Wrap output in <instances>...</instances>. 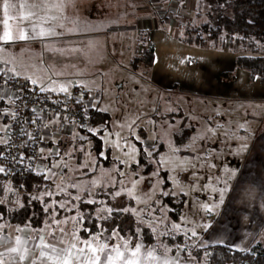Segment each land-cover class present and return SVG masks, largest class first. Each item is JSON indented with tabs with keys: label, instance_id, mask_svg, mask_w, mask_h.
I'll use <instances>...</instances> for the list:
<instances>
[{
	"label": "rangeland",
	"instance_id": "obj_1",
	"mask_svg": "<svg viewBox=\"0 0 264 264\" xmlns=\"http://www.w3.org/2000/svg\"><path fill=\"white\" fill-rule=\"evenodd\" d=\"M9 1L16 10L13 14L11 7L8 13L13 43L2 46L0 57L16 66L15 75L23 72L49 97L82 86L99 95L100 110L111 117L102 133L100 154L110 165L97 164L86 136L82 141L74 138L61 157L51 159L56 166L54 190L38 196L50 198L47 209L55 204L57 213L74 211L83 218L78 201L84 199L99 204L96 216L105 218L112 211L110 205L118 203L141 228L151 229L159 247L168 252L191 253V248L214 244L238 251L257 244L264 247V97L215 100L181 92L171 81L166 80L167 85L164 79L155 81L142 63L135 65L150 48L149 25L166 23L175 31L171 25H185L191 19L199 25L208 19V6L200 7V18L194 10L200 6L198 0H174L177 6L170 0H143L141 6L134 0ZM4 19L1 6L0 25H5ZM142 25L148 26L141 34L144 44L136 39ZM41 30L45 35H39ZM21 32L28 39L21 40ZM179 33L185 37L183 30ZM127 35L133 39L126 40ZM222 39L226 46L231 43L226 34ZM249 44L240 45L238 54L264 56L261 45L255 44L262 54H253ZM186 134L187 143L177 144L176 138ZM140 144L153 165L149 174L143 167L132 170L140 161ZM157 144L164 150L156 156ZM42 161L39 164L47 166ZM8 186L0 194V204L17 209L21 195ZM168 195L177 203L185 197L178 222L162 204L161 196ZM137 233L141 238L140 228ZM178 235L184 236L185 245L164 240ZM115 240H120L117 234Z\"/></svg>",
	"mask_w": 264,
	"mask_h": 264
},
{
	"label": "crops",
	"instance_id": "obj_2",
	"mask_svg": "<svg viewBox=\"0 0 264 264\" xmlns=\"http://www.w3.org/2000/svg\"><path fill=\"white\" fill-rule=\"evenodd\" d=\"M134 1H136L135 5L140 4L141 6L144 4L143 0ZM8 2L13 5L9 0ZM169 2L177 6L174 0ZM189 2L190 0H187V3ZM3 3L4 0H0V7ZM111 3H114V1ZM12 10H14L12 13L15 14L14 7ZM138 10L142 11L141 14H144L141 8ZM194 10L198 11L196 8ZM196 15L197 13H195V17H197ZM187 22L196 24L192 19ZM149 26L150 37L148 42L154 47V64L150 71L155 77V81L164 79L163 83L166 85V80L171 81L172 88L177 87L181 92L214 98L215 100L216 98L228 100L244 97H264V86H261L259 81L256 82L258 79L252 82L249 72L235 66L236 58L242 56V54L233 53L229 48L198 47L183 43L180 40L179 32L181 30L184 32L187 25H171L177 31L170 29L166 23ZM142 27L138 26L136 39L140 43L143 41L144 44V37L141 34H144V32L146 34L148 26L142 25ZM8 30L9 25L7 27L0 25L1 50L3 49L2 46H10L13 43L12 40L5 41L3 39L5 31ZM127 36H125L126 40L133 39L131 35ZM6 62L4 58L0 57V75H13L29 80L28 77H24L26 74L23 72H21V75H15L16 66L6 64ZM223 73H231L233 79H221ZM12 99L13 93L10 87L0 78V150L7 142L10 123L9 109L11 108ZM99 105L100 103L98 108ZM53 125L56 126L55 123L46 124L47 129L45 131H47L48 139L41 147L43 149L41 151L42 163L43 165H49V167L54 166L51 159L56 158L58 155L61 157L66 147L73 145L74 138L82 141L85 137L81 132H79L80 135L74 137L73 133L78 132L76 130H72L71 134H61L53 128ZM45 159L47 160L45 161ZM52 169L55 172L56 166ZM63 173L65 175V171ZM53 184H51L49 191L54 190ZM73 185H71V188L76 191ZM81 200L78 201V204ZM54 206L55 204L52 205L53 210H51L49 218L43 227L39 229L32 226L15 225L0 217V262L2 264H92L90 258L94 255L100 257L99 264H127L128 261H136L137 264H197L196 259L184 256L183 251L168 252L159 249L156 245L147 246L141 240L132 243L131 239L122 237L118 232H113L110 236L101 232L86 238L81 235V215L74 211L59 214ZM65 207H67V204ZM116 234L120 237L119 241L115 240ZM105 236L110 239H104ZM17 238L21 241L20 244L16 243ZM41 240L48 247H44ZM86 242H91V247L96 248L97 251L92 253ZM73 244L75 248L72 247ZM100 245H107V247L101 252L99 250ZM137 246H139L140 251L137 256L133 257L132 253ZM13 248H16L17 251H11ZM115 248H119V251L123 253V258L116 259V253L113 251ZM41 252L45 255L41 256ZM109 257L112 258L111 261Z\"/></svg>",
	"mask_w": 264,
	"mask_h": 264
},
{
	"label": "trees",
	"instance_id": "obj_3",
	"mask_svg": "<svg viewBox=\"0 0 264 264\" xmlns=\"http://www.w3.org/2000/svg\"><path fill=\"white\" fill-rule=\"evenodd\" d=\"M180 3H185L187 0H177ZM199 8L197 9V17L203 16L200 11L202 5L208 6L207 21L198 24L186 22L184 38L180 40L183 43L198 46V47H211V48H229L230 50L238 53L240 45L249 42L250 52L253 54L259 53V47L255 44L262 46L264 50V0H198ZM226 34L229 36L231 43L226 46L223 43L222 37ZM150 71L154 64V47L144 51L141 56L135 59V65L141 64ZM235 66L243 69L250 74V80L253 82L259 80L261 86H264V56H238L235 60ZM136 68V67H134ZM221 79H233L231 73L221 74ZM111 117L108 113L94 108L91 112L92 130L82 129L80 132L88 141L92 143V151L97 155V164L104 166L110 165L109 161L104 160L100 154L102 152V133L105 127L109 124ZM189 135L185 137L176 138L177 144H185L189 140ZM142 151L140 161L137 165L132 166V170L144 168V173H150L153 165L149 157H145L144 148ZM158 145V144H157ZM52 144L50 145V147ZM158 150L154 153L156 156L164 150L163 145H158ZM4 149L0 150V165L4 164V157L2 154ZM7 179L0 174V194L7 185ZM4 183V185H3ZM51 181L47 179L46 174L28 173L19 175L17 174L11 183V187L17 188L23 186L24 194L21 195L22 205L10 210L3 204H0V214L2 219L9 220L12 224L19 226H32L34 228H42L46 220L49 218L51 210L47 204L50 198L41 200L38 196L43 191L51 187ZM169 184L166 182L165 187ZM165 188V189H166ZM108 190H116L110 188ZM125 197V196H123ZM164 199L163 205L170 208V218L178 222L182 213L185 203V197L182 196L179 202H176L175 197L171 195L161 196ZM160 197V198H161ZM114 201V200H112ZM120 204L113 203L110 206L112 211L108 217L99 218L96 216L95 211L99 209V204L85 202L84 199L79 203L80 212L83 214L81 221L83 222L81 228V235L90 237L94 234L103 232L107 236L112 235L113 232H118L124 238H130L132 243L137 240L143 241L147 246L156 245L161 249L156 241L155 235L148 227L141 228L130 212H123ZM128 205L133 207V202L129 201ZM141 230V238H138L137 230ZM169 244L185 245V238L183 235L177 237L166 238ZM162 250V249H161ZM191 253L188 249L183 250V255L186 257H193L198 264L206 261V264H264V247L261 244L253 245L248 250L238 251L234 250L229 245L214 244L208 245L206 248H191ZM172 252H176L173 250Z\"/></svg>",
	"mask_w": 264,
	"mask_h": 264
},
{
	"label": "built area",
	"instance_id": "obj_4",
	"mask_svg": "<svg viewBox=\"0 0 264 264\" xmlns=\"http://www.w3.org/2000/svg\"><path fill=\"white\" fill-rule=\"evenodd\" d=\"M0 78L13 93L9 131L2 154L4 164L0 165L4 171L0 174L7 179L8 187L15 189L16 195L20 196L24 194L23 186L11 187L17 174H46L50 181L55 176L54 169L49 170L48 165L42 166L38 162L43 159L41 147L48 139L46 124L55 123L53 128L61 134H71L72 130H92L91 112L98 107L99 95L75 85L70 94L49 97L39 92L30 80L13 75H0Z\"/></svg>",
	"mask_w": 264,
	"mask_h": 264
},
{
	"label": "snow or ice",
	"instance_id": "obj_5",
	"mask_svg": "<svg viewBox=\"0 0 264 264\" xmlns=\"http://www.w3.org/2000/svg\"><path fill=\"white\" fill-rule=\"evenodd\" d=\"M10 7H13V5H10V3L8 2V0H4V3H3V5H2V9H3V12H4V16H5L4 24H5L6 27H7V25H8V19H9V15H8V13H9V9H10ZM20 7L23 8V7H24V4H21ZM39 35H41V36L45 35L44 31L41 30V32L39 33ZM19 38H20L21 40H25V39H28V36H27L26 33L21 32ZM3 39H4L5 41H10V40H12V33H11L10 31H5L4 36H3ZM61 91H65V92H66L67 89H66V88H62ZM13 115H15V114L13 113ZM33 122H34V121H33ZM41 151H43V149H41ZM2 171H4V170H3L2 168H0V172H2ZM205 207H207V206H205ZM109 211H111V210H109ZM193 235H195V233H193ZM16 243H17V244H20V243H21V241L19 240V238H17ZM86 243L89 245L90 250H91L92 253H95V252L97 251L96 248L91 247V242H86ZM41 244H42L44 247H48V245H44V244H43V240H41ZM125 246H126V245H125ZM72 247L75 248V245L73 244ZM106 247H107V245H100V246H99V250L102 252V251H104V249H105ZM53 250L55 251V249H53ZM11 251L16 252L17 249H16V248H13V249H11ZM81 251H82V250H81ZM113 251L116 253V259H121V258H123V253L119 251V248H115V249H113ZM139 251H140V248H139V246H137V247H136V250L132 253L133 257L137 256L138 253H139ZM44 255H45V253L41 252V256H44ZM149 255H151V253H149ZM21 258H23V257H21ZM49 259H51V257H49ZM90 259L92 260V264H99V260H100V257H99V256H95V255H94V256L91 257ZM109 260L111 261L112 258L109 257ZM0 264H2V262H0ZM127 264H137V262H136V261H128Z\"/></svg>",
	"mask_w": 264,
	"mask_h": 264
}]
</instances>
